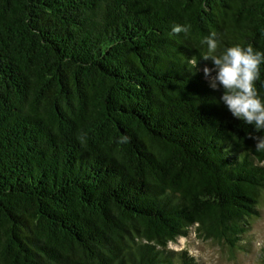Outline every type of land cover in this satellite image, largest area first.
Instances as JSON below:
<instances>
[{
  "label": "trees",
  "instance_id": "obj_1",
  "mask_svg": "<svg viewBox=\"0 0 264 264\" xmlns=\"http://www.w3.org/2000/svg\"><path fill=\"white\" fill-rule=\"evenodd\" d=\"M212 32L264 52V0H0V264H204L169 247L192 232L249 250L264 133L209 87Z\"/></svg>",
  "mask_w": 264,
  "mask_h": 264
},
{
  "label": "clouds",
  "instance_id": "obj_2",
  "mask_svg": "<svg viewBox=\"0 0 264 264\" xmlns=\"http://www.w3.org/2000/svg\"><path fill=\"white\" fill-rule=\"evenodd\" d=\"M190 29L187 24L173 25L169 36L187 35ZM201 44L207 46V51L200 58L211 62V67L205 64L202 69L209 87L214 91L223 90L219 99L233 118L252 125L257 133H264V99L255 86L260 79L264 52L254 50L252 45H235L218 54L219 41L215 32L204 37ZM190 64L191 69L200 70L197 59H191ZM249 138L255 142L257 152H264V134L250 135Z\"/></svg>",
  "mask_w": 264,
  "mask_h": 264
},
{
  "label": "rangeland",
  "instance_id": "obj_3",
  "mask_svg": "<svg viewBox=\"0 0 264 264\" xmlns=\"http://www.w3.org/2000/svg\"><path fill=\"white\" fill-rule=\"evenodd\" d=\"M261 216L252 220L248 237V249H234L222 242L199 238L194 232L189 237H180L171 242L173 250H186L190 255L200 259L204 264H262L264 260V201L261 204Z\"/></svg>",
  "mask_w": 264,
  "mask_h": 264
}]
</instances>
